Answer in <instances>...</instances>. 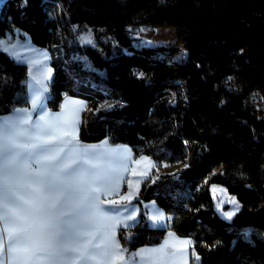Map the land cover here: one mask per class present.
Masks as SVG:
<instances>
[{"label":"trees","instance_id":"1","mask_svg":"<svg viewBox=\"0 0 264 264\" xmlns=\"http://www.w3.org/2000/svg\"><path fill=\"white\" fill-rule=\"evenodd\" d=\"M165 25L182 62L168 61L173 45L133 42L138 27ZM73 26L93 28L96 45L79 43ZM13 30L50 50L49 109L65 96L87 101L80 144H125L155 169L186 163L142 184L140 222L119 232L127 249L170 228L192 239L199 264H264V0H0V37ZM27 79L0 50V116L28 106ZM105 99L120 103L101 110ZM213 184L241 205L231 221L215 210ZM148 201L170 227L148 226Z\"/></svg>","mask_w":264,"mask_h":264},{"label":"crops","instance_id":"2","mask_svg":"<svg viewBox=\"0 0 264 264\" xmlns=\"http://www.w3.org/2000/svg\"><path fill=\"white\" fill-rule=\"evenodd\" d=\"M26 41H30L29 38L18 30L6 32L0 37V50L26 65L29 71L25 60L32 52ZM39 80H33L28 74V106L0 116V142L7 127V135L17 144L28 145L12 149L7 169L0 156V264H53L45 252L36 250L43 246V236L53 238L56 243L63 242L65 236L75 245L90 241L89 254L94 259L81 261L79 253H69L58 257L55 264H199L192 239L179 236L170 228L156 244L129 250L121 243L120 230L129 231L140 222L141 209L135 199L142 184L166 174V164L155 169L152 158L135 157L130 146L125 144H80L78 132L87 101L65 96L58 110H51L48 107L50 83L46 78ZM108 100L101 101L99 109H112L113 106L105 105ZM103 105L105 107H101ZM51 137L56 139L44 143ZM31 145L39 146L33 148ZM56 153L59 154L57 161L49 163L44 159ZM71 161H75L73 174L84 173L88 183L81 185L70 197H60V202L56 203L63 188L61 181H66L67 176L53 174L60 164ZM5 183L9 207H15L17 215L24 217L17 223L26 228V232L17 240H10L6 231L12 227L13 218L5 221ZM34 183L43 184L40 193L33 191L30 185ZM53 203L55 207H51ZM36 207L42 211L32 210ZM143 207L149 227H170L171 217L154 201L145 202ZM161 216L163 219H155ZM57 233L61 235L57 237ZM89 233L94 235H87ZM129 234L127 232V237ZM25 245L34 249L31 259L24 260L19 253L10 250Z\"/></svg>","mask_w":264,"mask_h":264},{"label":"rangeland","instance_id":"3","mask_svg":"<svg viewBox=\"0 0 264 264\" xmlns=\"http://www.w3.org/2000/svg\"><path fill=\"white\" fill-rule=\"evenodd\" d=\"M73 33L72 36L79 42L84 44H93L96 41L94 29L88 26L81 28L73 26L70 28ZM133 42L136 45L160 47V46H175V50L170 53L168 61L171 62H182L185 58L186 51L183 48L182 42L178 41L176 30L173 26H140L135 30L133 34ZM32 54L26 58L28 64L29 76L34 80L47 79V83L51 84L53 77V69L48 64V57L51 53L49 49L39 48L26 41ZM46 56V57H44ZM35 63V64H33ZM39 80V81H40ZM50 88V86H49ZM49 92V91H48ZM170 104L175 102V94L170 97ZM118 100H108L105 105L117 106L119 105ZM105 105L101 107H105ZM186 163H177L174 165L166 164L164 171L166 174H175L181 168H184ZM211 195L214 201V207L216 212L226 221H231L234 215L240 210L241 205L237 199L229 194L225 187L217 184H213L210 187Z\"/></svg>","mask_w":264,"mask_h":264},{"label":"snow or ice","instance_id":"4","mask_svg":"<svg viewBox=\"0 0 264 264\" xmlns=\"http://www.w3.org/2000/svg\"><path fill=\"white\" fill-rule=\"evenodd\" d=\"M36 101L33 100V104L35 105ZM5 134L3 137V141L0 142V156L4 158V168L7 169L9 164V157L11 155L13 148H23L28 147V145H21L17 144L13 138H11L9 135H7L8 128L6 127L4 130ZM67 134V133H66ZM22 135V133H21ZM56 139V137H51L48 140H45L44 143H50L52 140ZM39 145H31V147L35 148ZM62 151V150H61ZM47 162L52 163L59 159V154H52L49 156H46L44 158ZM75 163V161L62 163L58 166L56 169V172L53 175H58L60 173H63L67 176L66 181H61V184L63 185L62 190L60 191L59 195L57 196L56 203L60 202V197L68 196L70 197L71 194L80 188L81 185L88 183V179L84 173L79 174H73L72 171V165ZM34 192L40 193L43 190V184L42 183H34L30 185ZM4 199V209H5V221L7 222L10 218L12 219V227L10 229H6L8 232V237L10 240H17L19 237L26 232V228H24L21 224L17 223V220H23L24 217L18 216L17 211L15 207L10 208L9 207V197H8V191L7 186L5 183V192L3 195ZM25 204H31L30 201H24ZM51 207H55V203L51 205ZM36 212L42 211L40 207H36L32 209ZM98 210V209H97ZM67 215V213H65ZM155 219H163V217H155ZM61 234L57 233V237H59ZM87 235H94L92 233H89ZM88 243H84L82 245H75L72 242H70L67 237L65 236L63 242L56 243L54 242V239L49 236H43L42 237V247L36 249L38 251L45 252L49 259L53 261V264H55L58 257L64 256L65 254L69 253H79V260L81 261H87L89 259H94V257L90 256L89 249H88ZM97 247H99L97 245ZM11 251L15 253H19L21 255V258L24 260L31 259L34 249L25 245L15 248H10Z\"/></svg>","mask_w":264,"mask_h":264},{"label":"built area","instance_id":"5","mask_svg":"<svg viewBox=\"0 0 264 264\" xmlns=\"http://www.w3.org/2000/svg\"><path fill=\"white\" fill-rule=\"evenodd\" d=\"M153 27V26H152ZM94 45H96V43H94Z\"/></svg>","mask_w":264,"mask_h":264}]
</instances>
